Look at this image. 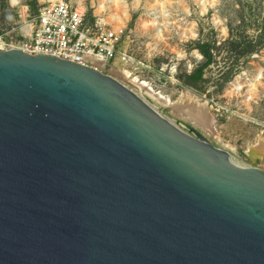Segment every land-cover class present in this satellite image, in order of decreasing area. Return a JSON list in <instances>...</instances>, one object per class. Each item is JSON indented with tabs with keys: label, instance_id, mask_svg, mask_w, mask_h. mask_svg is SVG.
I'll list each match as a JSON object with an SVG mask.
<instances>
[{
	"label": "water",
	"instance_id": "1",
	"mask_svg": "<svg viewBox=\"0 0 264 264\" xmlns=\"http://www.w3.org/2000/svg\"><path fill=\"white\" fill-rule=\"evenodd\" d=\"M114 77L0 51V264H264V171Z\"/></svg>",
	"mask_w": 264,
	"mask_h": 264
},
{
	"label": "rangeland",
	"instance_id": "2",
	"mask_svg": "<svg viewBox=\"0 0 264 264\" xmlns=\"http://www.w3.org/2000/svg\"><path fill=\"white\" fill-rule=\"evenodd\" d=\"M67 1L74 5L81 1L77 6L86 10L89 20L97 18L102 22L125 7L129 20L124 36L131 34L135 40L128 53L149 65L148 69L138 65L133 76L147 81L173 101L183 92L207 101L222 141L235 145L237 155L250 163L244 154L247 146L254 144L259 134L264 137V0H119L118 4L103 0L105 11L101 13H96L100 0ZM39 3L42 2L19 0V5L13 7L10 0H0V35L16 27L24 6L33 9ZM154 18L162 29L163 40L156 38L155 31L144 34L139 28L140 20ZM189 31L194 32L193 37ZM249 42L253 50L243 54V46ZM207 48L210 62H206ZM107 70L121 81L114 72L128 68L117 60ZM256 78L259 83L253 82ZM236 85L240 87L238 94L229 95ZM253 85L255 90L249 99ZM159 111L183 131L194 128L201 133L191 122L174 118L168 108ZM263 154L255 162L262 170Z\"/></svg>",
	"mask_w": 264,
	"mask_h": 264
},
{
	"label": "built area",
	"instance_id": "3",
	"mask_svg": "<svg viewBox=\"0 0 264 264\" xmlns=\"http://www.w3.org/2000/svg\"><path fill=\"white\" fill-rule=\"evenodd\" d=\"M15 26L0 35V51L18 49L32 56H57L112 77L107 67L117 59L132 75V71L138 70V65L141 69L149 67L128 53L129 46L135 43L131 34L124 36L125 29L117 32L100 19L89 20L86 10H81L71 1L42 2L33 9L24 6ZM120 43L125 46L120 47Z\"/></svg>",
	"mask_w": 264,
	"mask_h": 264
},
{
	"label": "bare ground",
	"instance_id": "4",
	"mask_svg": "<svg viewBox=\"0 0 264 264\" xmlns=\"http://www.w3.org/2000/svg\"><path fill=\"white\" fill-rule=\"evenodd\" d=\"M41 2H56L58 0H40ZM114 4H118L119 0H113ZM10 4L14 7L19 5V0H10ZM78 6L81 5V1L77 3ZM119 6V5H117ZM23 9V8H22ZM105 11L104 1L100 0L96 13H101ZM164 13V11H163ZM110 15V14H109ZM129 20V15L125 7L116 10L113 14L106 17L105 24L111 25L110 27L119 32L125 29L126 23ZM140 30L145 34L148 30L155 31V36L159 40H163L162 29L159 28L158 21L154 18L150 21L140 20L139 22ZM186 34H183L185 36ZM190 36H194L193 31H189ZM118 60V59H117ZM111 72V71H110ZM113 74V72H112ZM114 74L121 78V81L129 86L137 96H139L144 102L156 110L159 114L169 120L171 123L174 121L166 117L159 111V108H168L174 118L184 119L186 122H191L193 127L200 128L201 133L192 128L193 132L200 135L204 140L214 143L224 150L228 151L236 162L243 163L249 167L252 166L251 163L257 162V157L264 153V137L259 134L257 140L254 144L247 146L244 154L249 158L250 163L243 161L236 151L235 145H231L227 142L222 141L220 134L216 129V120L211 116L209 112V104L207 101L199 99L198 97L192 95L189 92L181 93L177 101H173L169 96L164 95L161 92H157L153 86L143 80H140L137 76H133L128 70H118ZM114 76V75H113ZM261 78V76H260ZM253 82L259 83V79L256 78ZM252 82V83H253ZM251 88V87H250ZM240 90L239 85L235 86V89L229 92V95L238 94ZM255 85L249 90V99L252 98L251 92H254ZM246 100L245 102H247ZM174 124V123H173ZM212 140H209V139ZM264 155V154H263Z\"/></svg>",
	"mask_w": 264,
	"mask_h": 264
},
{
	"label": "trees",
	"instance_id": "5",
	"mask_svg": "<svg viewBox=\"0 0 264 264\" xmlns=\"http://www.w3.org/2000/svg\"><path fill=\"white\" fill-rule=\"evenodd\" d=\"M235 44V42H232V43H230V45H234ZM244 47V49H243V54L244 53H250L253 49H252V46L250 45V42H249V44H246V45H244L243 46ZM208 49V50H207ZM205 51H206V54H207V58H206V62H210V60H211V58H210V54H209V48H207Z\"/></svg>",
	"mask_w": 264,
	"mask_h": 264
}]
</instances>
